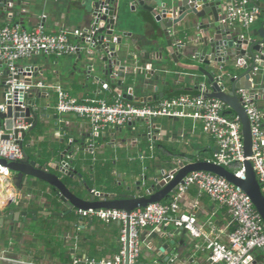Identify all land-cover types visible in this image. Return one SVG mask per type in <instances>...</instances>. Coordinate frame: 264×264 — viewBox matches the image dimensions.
<instances>
[{"label": "crops", "instance_id": "1", "mask_svg": "<svg viewBox=\"0 0 264 264\" xmlns=\"http://www.w3.org/2000/svg\"><path fill=\"white\" fill-rule=\"evenodd\" d=\"M11 2L13 8L8 9L5 14L0 12V28L8 24H19L23 29L31 31L43 26L52 35L62 31L72 35L76 31L82 33L84 30L87 9L85 0ZM250 3L261 11L258 21L248 30L239 25L233 29L245 37L254 35V39H258V31L264 27V0H251ZM131 7L130 3L124 9L120 27L121 31L130 34V38L123 39L128 51L120 50L118 56L122 65L130 69L132 75L136 74L137 81H133L130 87L135 89L138 96L151 98L160 93H165V99L195 93L190 86L193 83H188L189 79L188 82L183 80L188 78V72L156 59L153 43L158 41L162 46L164 37L157 32L151 33L157 28L153 18L149 14H142V19L140 13L133 12ZM71 38L76 46L80 43L79 38ZM83 49V54L89 53L90 59L87 61L93 68V73L96 72V56L86 46ZM19 65L41 70L37 77L33 76L34 83L40 81L46 85H59L79 101L94 99L113 102L118 97L109 91L113 87L105 89L99 82L82 77L87 68L84 59L79 60L77 53L63 57H33L19 62ZM4 68L5 66L0 69V75ZM148 71H153L156 76H166L167 84L146 80ZM256 78L258 82L254 86L257 87L258 93L264 94V68H260ZM144 86L146 88H143ZM40 91L42 95L37 99L39 120L36 127L29 128L26 133L24 152L31 161L40 158L38 162L48 164L51 172L55 173L57 164L69 162V153L64 156L63 161L61 158L71 148L70 151L78 156V161L72 164L71 168L81 173L95 191H100L99 186L104 188L103 183L110 177L114 178L115 185L130 178L134 179V182L141 181L142 177L153 179L162 171L168 173L172 162L189 164L211 159L214 155L213 139L204 133L201 122L192 119L158 118L152 124L135 121L123 129L109 130L99 139H93L88 121L57 113L55 91ZM256 103L264 113V101ZM151 126L156 139L153 150H150L148 138ZM2 129L3 124L0 123V131ZM92 144L93 149L90 148ZM58 175L69 187L77 184L62 173ZM98 180L102 183H98ZM5 186L0 187V208L11 197L15 202L3 215L13 211L27 212L28 216L26 220L20 217L19 222L7 221L0 227V264H74L75 260L80 258L111 259L118 253L121 230L119 223L105 224L97 219L83 221L77 217L76 212L66 215L68 209L57 201L51 189L44 186L40 189L31 184H23L22 189L12 188L9 191H6ZM171 199L172 197L165 203ZM53 213L63 216L56 217ZM180 213L194 217L197 221L196 227L200 230H207V224L213 223L221 242H228L232 228L227 208L214 203L207 196H201L197 189L191 188L183 196L180 201ZM1 215L0 212V217ZM178 233V229L169 223L155 231L144 230L141 235L143 252L140 263L159 264L156 254L163 245L168 244L169 252H176L170 258L169 264H211L208 252L195 249L197 244H204L202 239L195 240L187 231H183L181 237L177 236ZM167 237L168 241L165 239ZM173 240L175 245L170 246ZM158 254L162 255V259L169 256L166 252Z\"/></svg>", "mask_w": 264, "mask_h": 264}, {"label": "water", "instance_id": "2", "mask_svg": "<svg viewBox=\"0 0 264 264\" xmlns=\"http://www.w3.org/2000/svg\"><path fill=\"white\" fill-rule=\"evenodd\" d=\"M226 0H85L86 17L85 27L80 36V43L77 45L78 59L85 61L86 74L83 78L94 80L104 85L105 89L113 87L109 91L128 102L135 104H146L165 99V93H160L154 97L138 96L135 89L130 87L133 81H137L136 74L122 65L118 57L120 50H127L124 40L130 38L120 30L122 25V15L124 9L131 3V10L138 11L140 15L149 14L157 28L151 31L163 35L164 44L161 46L158 41L153 43L156 48L155 57L159 62L171 65L183 72H188V78L184 81L190 84L191 89L203 93L207 98L216 99L226 104L234 115L242 123V135L244 139V170L245 174L239 178L228 169L215 165L209 161H197L186 164L184 162H172L168 173L162 171L153 179L146 178L143 181L134 182L132 178L118 184L121 190H106L103 183L102 190L95 191L83 178L81 173L74 171L71 165L78 161V156L70 151L63 154L61 160L67 153L70 157L68 165L64 161L57 164L55 173H52L48 164H40L31 161L24 152L23 160L17 163L0 162L11 171V183L5 186L9 189H22V185L31 184L34 187L44 186L51 189L57 201L63 204L70 215L78 210H122L130 214L139 208H146L151 204L163 203L177 193L178 185L191 173L207 172L226 179L231 184L242 190L251 199L256 210L264 221V193L257 179L250 158L253 156V139L251 124L242 104V98L238 91L246 90L253 97L255 102L264 101V94L257 92V87L252 81L258 82L253 75L255 67L264 68V27L258 31V39L254 35L245 37L236 33L232 27L224 24L225 14L223 6ZM11 0H0V12H5L13 8ZM141 16L139 18L141 19ZM143 19V16H142ZM86 46L96 56L97 71L93 73V68L89 66V53L83 54V47ZM0 103L7 105V113H0V123L11 128L13 120L23 119L30 126L35 128L39 120V109L37 99L41 97V91L36 88L33 76L37 77L40 69L22 67L21 72L15 77L16 85L24 84L32 87L24 92L16 89L12 100L6 101L8 93L7 82L10 78V71L6 63L1 62L0 69ZM146 80L154 83H164L168 78L162 75H155L153 71H148ZM134 82V83H135ZM145 84V81H144ZM143 84V85H144ZM196 84V85H195ZM142 88V87H141ZM143 88H146L145 86ZM157 88V87H156ZM190 89V90H191ZM138 90V89H137ZM158 90V89H156ZM44 112V111H43ZM36 121V123H35ZM8 138V136L6 137ZM26 138V134L23 139ZM23 145V143H22ZM36 157V156H35ZM62 173L77 182L71 187L59 177ZM173 177V179H172ZM93 181V179H92ZM12 197L0 208V227L7 221L19 222L20 217L26 220L28 213H14L10 211L8 215H3L9 210L13 203ZM56 217L63 214L53 213ZM34 220H36L34 218ZM128 229L126 244V264H128ZM178 237H181L184 229H178ZM166 241L169 238H165ZM175 245V240L170 242V246ZM168 253L169 256L162 259L158 253ZM156 254L159 264L170 263V258L176 252H169V245H163ZM170 253V254H169ZM173 260V259H172ZM24 264V263H13ZM257 264V263H254Z\"/></svg>", "mask_w": 264, "mask_h": 264}, {"label": "built area", "instance_id": "3", "mask_svg": "<svg viewBox=\"0 0 264 264\" xmlns=\"http://www.w3.org/2000/svg\"><path fill=\"white\" fill-rule=\"evenodd\" d=\"M251 0H226L223 6L224 24L237 25L248 30L259 19L261 11L251 5ZM82 33L65 31L57 35L49 34L43 26L27 31L19 24H8L0 28V61L6 63L10 71L7 82L6 101L12 100L16 89L26 92L32 87L23 83L16 85L15 77L21 72L19 62L33 57L55 55L72 56L77 46L72 36L80 38ZM260 68L255 67L257 77ZM253 88L254 82L253 80ZM36 88L52 90L57 93L56 111L59 115H69L89 122L93 139H99L109 130L123 129L135 121L152 124L155 119H192L202 123L203 131L215 143V152L209 161L224 167L239 178L244 170V139L242 123L236 115L227 114L225 103L207 98L203 93L185 94L171 99H162L153 104H135L121 97L113 102L86 99L79 101L70 96L59 85L39 83ZM255 89V88H254ZM242 104L251 124L253 156L250 161L264 193V113L258 108L253 97L246 90L238 91ZM0 113H7V105L0 104ZM30 126L23 119L13 120L11 128L4 126L0 131V160L17 163L24 158L23 136ZM8 136V138H6ZM150 150L156 139L152 126L148 130ZM93 149V144L90 146ZM75 155V154H74ZM74 156L69 157V161ZM64 168L69 162H65ZM142 177L141 181L144 182ZM173 179V177H172ZM11 183V171L0 162V187ZM195 188L201 196L209 197L214 203L226 207L231 217V232L228 242L223 244L213 223L207 224V230L196 227L194 217L180 213V201L191 189ZM15 199L13 200V203ZM81 220L97 219L105 224L119 223V251L111 259L80 258L74 264H126L127 225L128 229V264H141L143 252L142 232L153 231L165 224H173L177 229H184L195 239H202L204 244H197L195 249L208 252L211 264H264V221L251 199L242 190L215 174L194 172L178 185L177 193L166 203L151 204L128 214L122 210H78Z\"/></svg>", "mask_w": 264, "mask_h": 264}, {"label": "rangeland", "instance_id": "4", "mask_svg": "<svg viewBox=\"0 0 264 264\" xmlns=\"http://www.w3.org/2000/svg\"><path fill=\"white\" fill-rule=\"evenodd\" d=\"M230 115H232V114H230ZM111 178H113V177H110L108 179L106 185H105V188H108V189H105L104 191H106V190H115V191L116 190H121V188L119 187V185H115L114 184L115 180L114 181H111ZM98 183H100V181H98ZM98 189L99 190H102L100 186L98 187Z\"/></svg>", "mask_w": 264, "mask_h": 264}, {"label": "trees", "instance_id": "5", "mask_svg": "<svg viewBox=\"0 0 264 264\" xmlns=\"http://www.w3.org/2000/svg\"><path fill=\"white\" fill-rule=\"evenodd\" d=\"M195 93H193L192 95H197V94H199V92H197V91H194ZM174 98V97H173ZM227 114H232L233 115V113L231 112V111H227ZM202 161V160H201ZM109 179V178H108ZM108 179H106L107 181H108ZM99 181V180H98ZM111 181H114V178H111ZM101 182V181H100ZM102 183V182H101ZM163 203H165V201L163 202Z\"/></svg>", "mask_w": 264, "mask_h": 264}]
</instances>
